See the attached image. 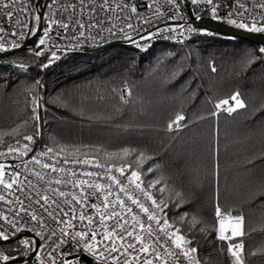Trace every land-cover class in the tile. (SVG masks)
Listing matches in <instances>:
<instances>
[{
    "label": "trees",
    "instance_id": "1",
    "mask_svg": "<svg viewBox=\"0 0 264 264\" xmlns=\"http://www.w3.org/2000/svg\"><path fill=\"white\" fill-rule=\"evenodd\" d=\"M47 11L48 5L45 23ZM192 28L184 41L160 39L144 52L115 44L98 52L28 48L0 57V129L22 125L0 142L35 134V98L42 146L57 150L51 155L119 166L122 160H108L105 151L129 147L148 154L152 159L143 169L154 171L141 178L163 176L169 189L164 211L173 230L181 228L192 240L202 264H232L227 243L214 230L217 203L244 216L246 234L236 238L244 244V264H264V44ZM53 52L58 58L49 63ZM246 53L256 57L251 64ZM124 87L131 92L126 103L120 99ZM236 92L245 108L231 114L215 108ZM177 114L184 117L181 127L169 130ZM64 145L70 147L59 152ZM82 145L101 150L81 147L73 154L72 146ZM134 161L123 160L135 168ZM176 192L183 197L179 207ZM193 216L203 223L192 227ZM20 239L2 243L8 256L31 252Z\"/></svg>",
    "mask_w": 264,
    "mask_h": 264
},
{
    "label": "snow or ice",
    "instance_id": "2",
    "mask_svg": "<svg viewBox=\"0 0 264 264\" xmlns=\"http://www.w3.org/2000/svg\"><path fill=\"white\" fill-rule=\"evenodd\" d=\"M81 4L83 0H80ZM108 0H105V4H107ZM169 3L174 4L177 8L179 7L177 0H168ZM201 0H192L193 4L200 3ZM207 4L212 5L213 0H204ZM20 3L23 4V0H20ZM16 4V0H9V2H4V0H0V9L6 10L4 12V16L6 19H11L14 16V11L11 9ZM119 6V5H118ZM260 9L264 10V2H261L257 5ZM71 7L75 8V5ZM103 7V5H102ZM123 7H128L127 4L123 5ZM150 7V6H149ZM241 8L244 7L243 4L240 5ZM131 11L133 13L137 12V8L135 5L131 7ZM159 11V10H157ZM213 13V18H216L217 8L213 6L211 9ZM242 14V13H241ZM232 14L229 13V16ZM183 19L182 16H173L170 19ZM34 19L37 21V25L40 20V16L36 15ZM261 19H264V15H262ZM146 23H150V21H145ZM16 24L21 25L22 28H28L27 23H23L16 18ZM80 28H84V24L77 21ZM228 23L235 25L238 28L246 29L249 32L255 33H264V23H258L255 19L252 20L251 25L245 23L243 21L237 22L235 19H229ZM56 24L60 27L67 29L69 25L59 20H50L47 28L44 29V36L48 37L49 33L52 31V25ZM95 26V25H93ZM127 27L131 28L132 25L128 24ZM29 31L34 35L36 32V28H30ZM110 31V29H109ZM162 31V30H161ZM189 32H195L196 29L191 26L188 27ZM0 33H6L11 36H20L24 38L23 32H9L7 28L0 26ZM80 35L83 36L84 33L80 32ZM155 35L154 33H149L147 37H141V39H148L150 36ZM130 39V37H129ZM4 36H0V52H7L15 48L21 47L20 44L13 42L11 44V48L6 47L3 42ZM45 40L43 38L40 39L39 44L43 45ZM138 47H142L138 42ZM260 53H264V47L259 49ZM37 55L41 53L37 52ZM168 55H172L169 53ZM248 59L247 63L251 64L255 61L256 57L250 55L249 53L245 54ZM56 53L53 52L52 56L49 60L51 63L54 59H57ZM43 67H48V64L43 65ZM215 71V68H213ZM40 81L37 80L35 84H39ZM35 85H33L34 87ZM128 95H131V92L128 91ZM240 93L236 92L230 97L223 99L215 104L216 109H221L223 105H228V107L224 108L228 114L235 112L238 108H245V102L239 98ZM120 99L123 102H127L125 100L123 92L121 93ZM231 102V103H230ZM33 119L37 121L36 132L35 134L24 135L23 139L28 143H24L20 146V142L17 141V146H13L12 144L7 145V152H0V156H9L14 154H19L21 158V164H10L5 165L0 163V185L3 186V189L8 190L9 194H11V190L13 186L16 185V190L23 191L24 189L20 186L19 177L22 175L20 171H17V168L21 166L25 171H31L32 175L35 176L37 181H43L46 173H42L40 171H34L29 169V164L40 165L42 169H48L53 173H66L71 172L72 176H76L77 179L75 181H70L67 176L63 178H52L48 181V183H54L55 185H67L68 183H72L74 188H79L80 192L77 195L76 193H66L60 187H53L50 189L51 193L54 196L59 198H64L62 201L63 204L69 205V208L65 210L61 206V201L59 199H53L52 196L47 193L37 192V199L34 200L36 205H39L43 210V213H46L47 218L52 220L56 225H65L66 227L60 228V236L57 237L56 231L53 229L49 232L48 239L51 240L52 237H56V240H52V243L48 245L51 248V251L47 253L48 257L51 259V264H84L82 260L83 256H91L95 264H102L103 261H107L109 258L112 260L113 264H134V262H138L140 257L137 255L132 256V260L127 259V256L130 255L128 252L129 249H132L134 252L144 253L146 254L143 258L142 264H154V260H160L161 253L160 251H156L153 246H158L159 248L164 250V264H168L167 257H174L175 264H181V257L186 264H201V261L197 254V248L191 246L192 240L188 238L185 234L182 233L181 228H175L174 231H170V229L174 228V225L169 222L167 217V213L164 211L168 204L163 198V193L168 189L167 183L164 181L163 176H157L155 179H150L145 181L141 177L145 175V173H151L154 171L153 167L149 166L147 169H143V164L149 159H152L151 156L144 152H137L134 148L124 147L121 148L118 152H107L105 151V156L108 160H113L115 158H119L122 160V163L117 167L113 165V167H106L102 165L99 161L85 159H77L73 161V163L78 165L86 166L84 170H82L79 174L73 169H65L63 167H57V163H48L42 162L39 157L48 156L49 153H53L57 151L52 146L45 145V149L35 152L34 155L30 157L29 160H23V157H27L29 153L33 152L34 149L32 145L36 143V137L39 136V115L36 111V106H38V101L33 99ZM212 115H218V112H213ZM183 115L177 114L175 119L168 124V129L172 130L174 127H181L180 121L183 120ZM24 123H27L25 121ZM22 127V125H17L12 128L10 131H5L0 129V137L4 135H12L18 132V129ZM70 146L64 145L59 146V152L65 151L66 148ZM73 154L76 152H80L81 147L85 148H94L97 152L99 149L94 145H82V146H72ZM58 154V153H57ZM83 156L87 157L88 153H83ZM134 156L135 157V165L133 168L132 163L123 162L124 158ZM64 164H68L69 161L67 158L63 160ZM88 167H95L97 169H104L105 175H107V179L111 182L107 185L100 184L99 182L90 183L87 179H80V176L85 177H97L103 179V176L100 172H93L87 170ZM8 168H11L12 171H7ZM114 172H118L120 177H124V179H120L117 175L113 174ZM126 172L129 174L126 175ZM9 179H5V177ZM28 180L27 177H25ZM28 184L31 185L32 181L28 180ZM163 184V187H157L158 185ZM155 188L156 192L159 193V197L150 192L149 189ZM87 189H92V191H87ZM103 192L102 203L98 205L97 203H89L91 197L93 195L100 198V193ZM115 193V195H114ZM139 193L140 195H138ZM123 194V198L121 196ZM71 195V201L67 199V196ZM113 199H109L113 197ZM141 195L143 199H141ZM177 198V202L175 206L179 207V204L182 202L183 197L179 192L175 193ZM0 202L4 203H12L9 201L5 195L0 194ZM16 203L20 205L19 209L9 208V212L13 213V218L9 219L8 216L0 213V217L11 227L12 231L8 232L7 229L0 225V240L7 241L11 237L16 236L24 227L28 224V220H25L24 217H21V213H24L25 216L30 217L31 221H35L40 229L47 228V223L44 215L37 214L32 208V204L28 206L24 205V201L19 197H16ZM43 202V203H41ZM139 209V213L143 214L146 217V221L141 219V216L134 212L132 206H129V203ZM146 202H149L146 204ZM79 206L80 211L79 215H77V209L75 206ZM54 206V207H53ZM86 207H90L95 210L96 213L99 214L98 222L96 217L92 213H86L83 209ZM101 207L103 209H110L107 213H103L100 211ZM119 208V211H117ZM159 213V214H158ZM127 215H131L133 223L129 227L128 220L125 218ZM188 216L187 213L182 214L179 219L181 223ZM16 217H20V219H16ZM215 218L216 225L214 226V230L217 232V239L220 241H224L227 243V253L232 257V264H244L243 252H244V244L242 240H237L238 237H243L246 233L244 230V216L242 214L233 216L231 211H223L220 205L217 203L215 206ZM79 220L81 224H84L87 221V230H74L75 224L73 221ZM21 220L24 222L21 223ZM114 220V225L111 228H108L107 221ZM153 222L156 227H153ZM202 224L203 222L198 220L195 216L192 217V227H195L196 224ZM96 224V227H91V225ZM229 225L228 228L225 225ZM104 229V239L110 240V245L106 246L104 250H98L97 246L103 241L97 240L98 229ZM67 229H73V231H68ZM28 231H35V228H28ZM201 233H205V227H201L199 229ZM230 231V235L228 232ZM140 233H145L146 237L151 241V243L146 242V237L141 235ZM155 234V235H154ZM206 234V233H205ZM35 236L41 237L44 239L42 231H35ZM116 240L125 241L127 243H121L119 248L116 245ZM164 241L161 243V241ZM95 242V243H93ZM170 242V244H169ZM19 243L26 246L28 250L34 251L36 253L35 260L38 264H44L43 259L40 256L39 246L36 245L35 240H30L28 237H21ZM71 244V247L62 251L61 249L65 244ZM55 245L54 247L52 245ZM137 245L139 247L137 248ZM30 246V247H29ZM174 246V249L179 251H172L170 248ZM153 248L150 252L149 249ZM121 249L123 251H121ZM105 251L109 253V256H105ZM223 251V248L221 249ZM262 253H264V249H260ZM114 252H120V256L112 257L110 254ZM53 253H57V255H53ZM79 253V255H76ZM27 255V250L24 253ZM255 254V253H253ZM121 256L124 259L121 260ZM151 256L152 258H148ZM58 257L59 262H58ZM71 257V259H69ZM16 259L15 257H10L8 255H4L0 253V260L8 262L9 260Z\"/></svg>",
    "mask_w": 264,
    "mask_h": 264
},
{
    "label": "built area",
    "instance_id": "3",
    "mask_svg": "<svg viewBox=\"0 0 264 264\" xmlns=\"http://www.w3.org/2000/svg\"><path fill=\"white\" fill-rule=\"evenodd\" d=\"M36 1L37 0H23V4H21L20 0H16V4L11 9L12 11H14V16L10 20L6 19L4 16V12L6 10L0 9V26L7 28L9 32L15 31L17 33H24V38H21L20 36H11L6 33H0V36H4L3 42L5 43L6 47L11 48V44L13 42L22 45L27 39V37L30 35L31 32L29 31V29L33 28L36 22V20L34 19V17L37 15ZM4 2H9V0H4ZM189 2V7L192 9L193 13L197 17L209 16L213 18V13L211 9L213 6H216L217 13L216 18H214L216 20L228 23L229 19H235L237 20V22L243 21L251 25L252 20L255 19L258 23H264V19H261L262 15H264V10L260 9L257 6L261 2H264V0H213L212 5L207 4L206 2H204V0H201V2L197 4H193L192 0H189ZM177 3L179 5L178 8L174 4L169 3L168 0H108L107 4H105V0H83L82 4L80 0H49L47 3L48 11L46 23L44 22V26L37 41V44H39L40 39L43 38L45 40V43L43 45L39 44L42 49L68 52L72 50L85 51V49L98 47L110 41L126 40L127 44L130 45L132 48L144 52L160 39H170L173 42H181L189 37L190 32L188 31V27H193L194 24L193 19L191 18L188 12V7L184 4V1L177 0ZM125 4H127L128 7H123V5ZM241 4L244 5L243 8L240 7ZM72 5H75V8L71 7ZM133 5H135L137 8L136 13H133L131 11V7ZM229 13H231L232 15L229 16ZM177 15L182 16L183 19H170V17ZM17 17L21 22L27 23L28 28H22L21 25L16 24L15 21ZM50 20L63 21L64 23H67L69 27L67 29H64L59 25L53 24L52 31L49 33V36L45 37L44 29L48 27ZM77 21L83 23L85 27L80 28ZM145 21H150V23H146ZM128 24H131L132 27H127ZM80 32H83L84 35L81 36ZM149 33H154L155 35L150 36V38L148 39H141V37L149 36ZM134 41L138 42L140 45H142V47H138L137 43H134ZM128 91H130L129 87L123 88L122 92L124 96H128ZM226 107H228V105H223L221 109L218 110L220 112H225L224 108ZM17 141L20 142V146H22L24 143H28L23 139V136H19L11 141L0 142V152H7V145L9 144L17 146ZM32 147L34 151L29 153L27 157H23V160H29L30 157L35 154V152L44 150L40 135L36 137V143L32 145ZM39 159H41L42 162H55L57 163V167L73 169L78 174L86 167L84 165H78L73 163V161L77 159H68L69 163L64 164L63 158L51 155L50 153L48 154V156L39 157ZM0 163L5 164L6 166L10 164L19 165L21 164V158L19 157L18 153L14 155H9L7 157L0 156ZM101 164L105 165L106 167H113L114 165L108 163ZM28 167L30 170L46 173L44 180L37 181L35 176L32 175L31 171H25L22 166L20 168H17L16 170L22 173V175L19 177V183L24 190L18 191L16 190V185H14L13 189L11 190V194H9V191L3 189V186L0 185V194L5 195L9 201H12V203L10 204L0 202V213L8 216L9 219H12L13 213L9 212V208L16 210L19 209L20 205L15 202L16 197H19L21 200L24 201L25 206L32 204V208L30 209V211L34 210L37 214L44 215L48 226L45 229H40L35 221H31L30 217H27L24 213H21V217H24V219L28 220L29 222L24 227V229L21 230L17 235L24 234L23 237L29 238L31 237L30 233H33L35 235V231H42L44 236L43 240L41 239V237L37 236H35V239L32 237L31 238L37 241V246H39L40 250V256L43 259L44 264H51V259L47 255V253L51 251V248H49L48 245L52 243V240H56V237H52L51 240H49V232L54 229L57 233V237H59V229L66 226L63 224L56 225L52 220L47 218L46 213H43V210L40 208V206L34 203V200L38 198L36 196V193L38 191L42 193H47L48 195L52 196L53 199H59L61 201V206L65 208V210H67L69 208V205L62 203L64 198L54 196L51 193L50 189L53 187H60L66 193H76L77 195L79 194L80 189L74 188L71 182L67 185H55L54 183H48V181L52 178H63L65 176H67L70 181H75L77 177L72 176L71 172L53 173L48 169H42L40 165H36L34 163L29 164ZM87 170L93 172H100L103 176V179L97 178L95 176H80V179H87L90 183L99 182L100 184L104 185L111 183L107 179V175H105L104 169L88 167ZM7 171H12V169L8 168ZM113 174L117 175L122 180L124 179V177H120L118 172H114ZM127 174L129 173L126 172V175ZM25 177H27L28 180L32 181L31 185L28 184V180H26ZM5 179L7 180L9 178L6 176ZM87 191H92V189H87ZM137 194L140 195L139 193ZM114 195L109 199H113ZM121 196L123 198V194H121ZM102 197L103 192L100 193L99 199L97 198V196L93 195L89 203H97L98 205H100L102 203ZM67 199L71 201V195H68ZM141 199H143L142 195ZM128 203L129 206L133 207L134 212L139 214L142 220L146 221V217L143 214L139 213V209L131 205L130 202ZM147 203L149 202H146V204ZM75 207L77 209V215H79L80 208L79 206ZM83 210L86 213L94 214L98 222L99 214L96 213L95 210L91 209L90 207H86ZM100 211L103 213H107L108 211H110V209H103L101 207ZM117 211H119V208H117ZM125 218L129 222V225L126 227H129V230H131L130 225L133 223L131 215H127ZM16 219H20V217H16ZM23 222L24 221L21 220V223ZM106 223L108 225V228L110 229L111 226L114 225L115 221H107ZM73 224H75L74 230H87V227H85V225H87V221H85L84 224H81L80 221L77 219L76 221H73ZM0 225H3V227L7 229L8 232L12 231L11 227L3 220L2 217H0ZM33 227L35 228V231L27 230L28 228ZM91 227L95 228L96 224L91 225ZM153 227H156L154 222ZM67 230L73 231V229ZM170 231L174 230L170 229ZM103 233V228L98 229L97 240L103 241V243L97 246L98 250H104L105 247L110 245L111 243L110 240L104 239ZM140 234L146 237L145 233ZM228 234L230 235V231L228 232ZM146 242L151 243V241L147 237ZM163 242L164 241L162 240L161 243ZM121 243L126 244L127 240H116V245L118 248ZM52 246L54 247L55 245L53 244ZM70 247V243L65 244L61 250L66 251ZM138 247L139 245H137V248ZM153 247L156 251H160L162 257L160 260H154V264H164V250L159 248L158 246ZM152 250L153 248L149 249L150 252ZM170 250L174 252L179 251L174 249V246H172ZM121 251L123 250L121 249ZM128 252L130 253V255L127 256V259L131 261L132 256L137 255L140 257V260L138 262H134V264H142L143 258L146 254L134 252L132 249H129ZM0 253L7 255L2 242H0ZM35 255L36 253H34L30 258H28V264H38V262L35 260ZM53 255H57V253H53ZM76 255H79V253H76ZM110 255L112 257L120 256V252H114ZM196 255H198V252ZM105 256H109V253L107 251H105ZM88 258L93 264H95V261L91 256H88ZM148 258L152 257L149 256ZM59 259L60 258L58 257V262ZM69 259H71V257H69ZM122 259H124V257L121 256V260ZM82 260L84 261V264H89L88 261H86L83 257ZM167 260L168 264H175L174 257H167ZM102 264H113V262L109 258L107 261H103ZM181 264H186V261H184L182 257Z\"/></svg>",
    "mask_w": 264,
    "mask_h": 264
},
{
    "label": "water",
    "instance_id": "4",
    "mask_svg": "<svg viewBox=\"0 0 264 264\" xmlns=\"http://www.w3.org/2000/svg\"><path fill=\"white\" fill-rule=\"evenodd\" d=\"M48 1L49 0H37L36 1V14L40 16V20H39L38 25L36 24V26H35V28H36L35 34L33 35L32 33H30V35L27 37V39L24 41V43L21 45V47L12 49V50L7 51V52H0V57L7 56V55H10V54H13V53H16V52H19L21 50H25L28 48H35V50H41L42 49L41 46L39 44H37V41L39 39V36H40L42 29H43V26H44L45 9H46ZM183 1H184V4L188 7V12H189L191 18L193 19L194 26L199 27V28L209 29V30L219 32L222 34H226V35H230V36L240 37V38H243L246 40H250L253 43L264 44V33L249 32L246 29L238 28L235 25H232V24H229L227 22L220 21V20H216V19L211 18L209 16L197 17L193 13L192 9L189 7V4H190L189 0H183ZM115 44H127V41L126 40H114V41H110V42L105 43V44L98 46V47L85 49V51L86 52H98L100 50H103V49L110 47L112 45H115ZM23 236H24V234H20V235H17L15 237L10 238L7 241L0 240V242H2V243L10 242L14 239H18V238H21ZM30 236L35 239V235L33 233H30ZM36 245H38L37 241H36ZM34 253H35L34 251H31L27 255L17 256V257H15L16 259L9 260L8 262L4 261L2 264H11V263L27 260ZM83 258L86 261H88L89 264H93L90 261V259L88 258V256H83Z\"/></svg>",
    "mask_w": 264,
    "mask_h": 264
},
{
    "label": "rangeland",
    "instance_id": "5",
    "mask_svg": "<svg viewBox=\"0 0 264 264\" xmlns=\"http://www.w3.org/2000/svg\"><path fill=\"white\" fill-rule=\"evenodd\" d=\"M36 24H37V21L35 22L34 27L36 26ZM225 227L228 228L229 225L226 224Z\"/></svg>",
    "mask_w": 264,
    "mask_h": 264
}]
</instances>
